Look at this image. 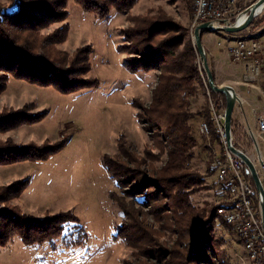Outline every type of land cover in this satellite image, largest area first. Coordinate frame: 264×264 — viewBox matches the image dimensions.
Returning a JSON list of instances; mask_svg holds the SVG:
<instances>
[{
  "label": "rangeland",
  "instance_id": "374dc122",
  "mask_svg": "<svg viewBox=\"0 0 264 264\" xmlns=\"http://www.w3.org/2000/svg\"><path fill=\"white\" fill-rule=\"evenodd\" d=\"M256 1L238 0L233 8L232 19L238 18ZM12 2L13 0H0V7L12 11ZM67 11L66 21L70 24V32L67 40L58 48L73 54L80 47L90 46L92 70L89 77L96 80L97 84L77 92L63 93L53 86H39L27 80L10 78L6 91L0 93V110L5 107L28 108L31 109L32 117L43 118L1 133L0 138L11 139L22 146L61 141L65 142V146L47 160L0 165V186L29 179L21 197L12 200L11 204L36 218L72 212L86 230V241L75 247L63 244L68 229H74V223H70L62 236L53 242L27 245L15 238L7 245L0 246V264H134L133 248L117 236L123 216L115 197L134 207L135 200H132L133 197H126V192L135 184H142L145 177L159 180L160 170L167 166V153L170 150L165 146V141L168 140V130L165 125L152 123L148 116H144V111L153 99L159 72L143 69L133 71L129 68L128 64L133 67L131 63L140 60V57L133 50L138 43L130 42L131 38H126V33H132L134 27L141 26L138 23L143 17H149L155 22L172 21L188 28V37L195 45V28L198 23L194 24L191 1L136 0L132 7L123 11L112 10L109 17L104 19L85 12L75 0H68ZM62 24L60 22L47 26L44 33H50ZM263 31L264 9L244 31H203L202 41H207L209 34H212L211 41L223 58V75L241 76L245 73V64L232 60L228 38L254 36ZM205 50L213 72L207 49ZM196 52L202 84L196 85L195 97H190L189 124L195 132L197 144L186 161L185 168L189 174L205 177V184L200 192L193 196L194 203L200 209L209 205L217 206L218 216L215 226L218 248H212L214 254H209V258L204 255V246L199 249L197 264H251L237 232L218 212L225 205H220L223 193L216 183V172L211 164L214 151L220 152L223 146L211 135L207 137L200 133L201 123H209L206 114L210 111L213 114L211 103H214V91L208 85L197 49ZM127 61L128 64L125 63ZM255 93L256 107L263 110L264 94L258 91ZM220 108L218 110H222ZM225 108L222 110L224 113ZM245 110L247 111L246 108ZM261 113H256V120L264 116L263 111ZM245 126L244 123L235 124L232 117L233 142L256 159V141L258 140L263 152L264 143L257 133L258 126L255 123H252L254 131ZM106 156L116 157L119 163H123L124 170H121L125 176H119L122 184L118 185L108 171ZM165 176L163 174L161 177ZM158 185L160 187L150 190L160 198V201L153 204L159 203L167 208L171 201L165 198L164 193L168 194V191L160 182ZM135 207L140 209L138 205ZM149 217L152 220L151 215ZM175 238L171 236V239ZM159 240L167 241V238ZM219 249L224 252V256L217 254ZM194 263L188 261L181 264Z\"/></svg>",
  "mask_w": 264,
  "mask_h": 264
},
{
  "label": "trees",
  "instance_id": "16d2710c",
  "mask_svg": "<svg viewBox=\"0 0 264 264\" xmlns=\"http://www.w3.org/2000/svg\"><path fill=\"white\" fill-rule=\"evenodd\" d=\"M75 1L85 12L104 19L109 17L112 10L123 11L132 7L136 0ZM67 4L68 0H13L12 11L0 7V93L6 91L11 77L39 86H53L63 93L77 92L97 84L96 80L89 77L92 70L90 46L80 47L73 54L58 48L67 40L70 32V24L66 21ZM60 22L63 23L60 27L44 33L47 26ZM139 25L133 28L132 33H126V38L138 43L133 50L140 60L131 63L134 68L128 61L125 63L133 71L143 69L159 72L153 99L144 111V116H148L152 123L165 125L169 133L165 146L170 151L167 153V166L159 174H165V177L160 176L156 181L152 177H145L142 184H135L126 192V197L135 200L134 207L115 197L123 216L117 236L133 248L134 264H181L188 261L197 264L199 249L204 246V255L209 258V254H214L212 248H218L215 238L218 216L217 206L209 205L200 209L194 203L193 196L200 192L205 177L189 174L185 168L197 144V137L189 124L190 97L196 94V85L202 84L196 47L188 37L189 29L176 22H155L143 17ZM212 96L217 109L225 108L223 94L213 92ZM30 110L8 107L0 110V134L43 118L32 117ZM211 115V111L206 114L210 135L214 140L218 139L224 148L217 126L210 120ZM64 146V141L22 146L11 139L0 138V165L47 160ZM105 164L116 183L122 184L119 176H125L121 170H124L123 163H119L116 157L106 156ZM250 180L258 206L257 189L251 177ZM158 182L168 191V194L164 193L165 198L171 201L167 208L159 203L153 204L160 201L150 191L153 187H160ZM28 183L29 179H25L0 186V246L7 245L15 238L27 245L53 242L62 236L70 223H74V229H68L69 238L66 234L63 244L66 247L82 245L87 233L72 212L36 218L11 204L12 200L21 197ZM137 205L140 209L135 207ZM171 236H175V240ZM159 238H167V241H160ZM216 252L224 256L220 249Z\"/></svg>",
  "mask_w": 264,
  "mask_h": 264
},
{
  "label": "built area",
  "instance_id": "2783aa9c",
  "mask_svg": "<svg viewBox=\"0 0 264 264\" xmlns=\"http://www.w3.org/2000/svg\"><path fill=\"white\" fill-rule=\"evenodd\" d=\"M237 2L238 0H191L194 17H198L197 25L200 20L211 21L218 26L234 23L233 20L237 18L232 19V13ZM229 44L228 50L232 60L245 63L244 83L249 85L264 79V40L251 41L246 40V36H242L230 38ZM214 108L215 119L224 143V148L220 152L214 151V164H211L216 172V183L223 193L220 205H225V212L220 213L229 216L237 231L245 238L247 252L250 253V263L264 264L262 236L264 227L261 218L253 217V209L260 207L259 204L256 205L251 176L246 173L244 162L227 147L224 131L225 113L222 111L224 109L218 110L215 105ZM258 134L264 143V117L258 120ZM204 136H207L205 128ZM256 150V159L253 160L264 184V152L258 140Z\"/></svg>",
  "mask_w": 264,
  "mask_h": 264
},
{
  "label": "water",
  "instance_id": "95a60500",
  "mask_svg": "<svg viewBox=\"0 0 264 264\" xmlns=\"http://www.w3.org/2000/svg\"><path fill=\"white\" fill-rule=\"evenodd\" d=\"M261 6H264V0H257L254 4L249 6L243 12L244 14H247V17L243 22H239V19L237 18L234 23L227 24L224 26H218L211 21L197 25L195 28V46L200 55V59L202 60L203 68L206 72L207 82L210 89L214 92L222 93L225 95L226 108L224 118V131L227 147L235 156H237L244 162L246 166V173L251 176L255 183V187L259 196L261 219L264 227V184L260 178L257 166L253 158L248 155L244 150L238 148L233 142L232 117L236 103L239 101V97L232 86L218 85L216 83L214 74L209 66L206 50L202 41L203 31H224L229 33H238L244 31L247 27L251 25L254 18L258 15V8H260Z\"/></svg>",
  "mask_w": 264,
  "mask_h": 264
},
{
  "label": "crops",
  "instance_id": "0c3cea01",
  "mask_svg": "<svg viewBox=\"0 0 264 264\" xmlns=\"http://www.w3.org/2000/svg\"><path fill=\"white\" fill-rule=\"evenodd\" d=\"M210 33H218L215 31H209ZM208 36L207 41H204L205 48L207 49V54L209 57L210 65L213 69L215 80L218 84L223 85H230L232 86L238 97L239 101L236 103V106L234 108L233 112V122L237 125L245 124L246 128L250 129V131L253 130L252 123H255L258 126V120H256V113L263 111L264 109L260 110L256 107V93L255 91L261 92L264 94V79H260L258 82L249 84V87L247 84L243 82L244 75L237 76V75H231V76H224L221 70L223 69V58L220 54V52L214 47L213 42L211 41L212 38L211 35ZM245 64V63H244ZM228 77V78H225ZM258 95V94H257ZM195 97V96H194ZM259 97V95H258ZM191 100V104H192ZM240 103V104H239ZM247 109V111L245 110ZM262 117H264L262 115ZM260 118V117H259ZM247 132V131H246ZM258 133V132H257ZM259 135V134H258Z\"/></svg>",
  "mask_w": 264,
  "mask_h": 264
},
{
  "label": "bare ground",
  "instance_id": "6f19581e",
  "mask_svg": "<svg viewBox=\"0 0 264 264\" xmlns=\"http://www.w3.org/2000/svg\"><path fill=\"white\" fill-rule=\"evenodd\" d=\"M263 9H264V6H261L260 8H258V13H260ZM193 17H194V14H193ZM246 17H247V14H244V13L240 14V16L238 17L239 22H243L246 19ZM201 22L204 23V22H207V20H200V23L199 24H201ZM197 23H198V17H194V24H197ZM228 40H230V38H228ZM246 40L262 41V40H264V33H261V34H258V35H254V36L253 35L246 36ZM211 108H212V111H213V114H212V118L211 119L214 122H216V119H215V110H214V104L213 103H211ZM201 124L203 126H200V133L204 135V128H205L207 137H210V128H209L208 122L204 121ZM216 124H217V122H216ZM217 131H218V133H220L219 125L218 124H217ZM220 135H221V133H220ZM212 164H214V159H213ZM218 212H219V214L221 216L224 217L226 223L229 224V225H231L233 227V229L235 230V232H237L236 234L240 238V240L242 241L243 247H244V249H245L248 257L250 258V253L247 252L245 238L241 235V233L239 231H237L234 223H232L231 218L229 216L225 215L224 213H220V212H225V208H219L218 209ZM253 217L254 218H261L260 209H253ZM262 236L264 237V228L262 229Z\"/></svg>",
  "mask_w": 264,
  "mask_h": 264
}]
</instances>
